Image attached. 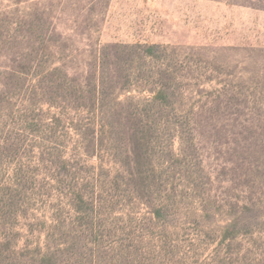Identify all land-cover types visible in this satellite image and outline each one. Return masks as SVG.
Returning <instances> with one entry per match:
<instances>
[{"label": "rangeland", "instance_id": "obj_1", "mask_svg": "<svg viewBox=\"0 0 264 264\" xmlns=\"http://www.w3.org/2000/svg\"><path fill=\"white\" fill-rule=\"evenodd\" d=\"M48 43L57 54L41 52L27 70L29 46ZM138 44L159 47L162 60L151 66ZM122 46L130 89L165 66L197 110L216 96L246 103L213 130L191 122L197 145L180 157L173 131L154 125L145 177L178 193L159 219L136 188L112 186L115 175L134 174L132 186L140 180L126 156L134 149L128 122L117 145L101 138L94 156L57 168L73 157L77 139L49 120L58 110L43 89L64 83L50 67L79 68L85 77L96 55L108 47L120 55ZM137 90L120 100L151 97ZM95 176L105 179L96 198L109 204L90 215L99 250H80L126 252L134 264H264V11L216 0H0V244L35 249L47 248L49 236L53 245L89 237L69 185ZM230 225L235 235L225 239Z\"/></svg>", "mask_w": 264, "mask_h": 264}, {"label": "trees", "instance_id": "obj_2", "mask_svg": "<svg viewBox=\"0 0 264 264\" xmlns=\"http://www.w3.org/2000/svg\"><path fill=\"white\" fill-rule=\"evenodd\" d=\"M216 1L264 11V0ZM55 47L50 43L46 46H29V52L26 54L28 56L27 64H29L27 70L31 68V63L37 59L41 52L49 53L48 56L57 54ZM113 48L108 47L104 50L105 53H100L96 55L95 59L93 58L94 63L85 77L79 73V68L75 71H68L64 66L50 67L52 72L49 74L55 76L61 74L60 77L64 83L60 84L58 88L56 87L57 90L54 89L53 83L48 89H43L44 101L58 110L52 114L49 120H51V125H56L59 129L64 128L67 132L71 131L77 139L74 140V148L71 150L73 157L70 155L68 161H60L57 168H60V164L71 165V161L81 155L94 156V152L101 143V138L107 137L112 144L117 145L120 141L119 131H121L122 124L128 122L132 125V131L128 134L134 142V149L127 150L126 156L128 161L137 166L136 176L140 180L137 185L132 186L134 174L131 173L129 177L115 175L112 186L122 184L126 186V189L136 188L140 192V196L146 199L152 217L159 219L167 216L169 209L176 206L178 193L171 189L162 191L163 187L159 182L145 177L144 167L151 159L149 150L155 131L154 129L151 132V129L157 125L166 126L173 131V136L177 137L182 146L181 151L176 155L180 157L197 145L195 143L197 137L192 134L194 129H190L191 122L194 123V127L203 129L207 126L209 130H213L221 118L225 122H230V116L239 111L236 110V106L244 107L246 103H242L241 100L225 104L223 101H219V96H216L214 101L202 105L197 110L190 104L191 93L189 90L181 82L171 79L170 76L173 74L170 68H164L165 66H160L157 73H153L154 76L141 78L137 81V85L131 88L138 87L137 91L141 94L149 92L150 99L128 96L126 97L128 101L125 103L120 100L121 96L132 91H130L129 81H123L122 75L129 71V68L126 67L128 62L124 61L122 56L125 51L128 54L129 52L127 47H118L121 48L119 50L121 54L118 55L111 51ZM135 49L136 51L140 50L141 58L151 66L155 61L162 60V56H159L160 49L155 45L138 44ZM58 101L60 103H57ZM222 110L225 114L222 113ZM248 171H250L249 168ZM247 172H245L246 176H248ZM63 176H65L63 173H58V183L60 182L59 178ZM67 177L68 175L65 178L67 179ZM104 181L103 177L95 176L84 185L81 183L69 185L72 211L80 221H88V224H84V226L87 227L89 237L79 236V241L75 239L73 242H65V245L63 243L53 245L52 238L49 236V241L46 242L47 248L35 249L24 247L18 250L14 246L0 244V264H134L126 252L80 250L84 248L83 246L87 247L88 244L95 248L94 245L100 243L97 240L98 238L100 240V233L95 227L92 231L93 234L91 233V226H94V222L91 221V223L89 220L91 214H98L99 209L108 203L107 199L96 198L95 195L97 189L105 185ZM158 192L161 195L159 198L148 199L149 195H156ZM246 208L249 209V205H246ZM235 228V225L226 228L225 239L235 235ZM82 240L85 241V244L79 243L82 246L77 248V242ZM95 250L99 249L95 248Z\"/></svg>", "mask_w": 264, "mask_h": 264}]
</instances>
